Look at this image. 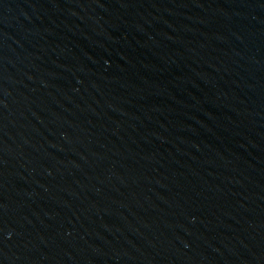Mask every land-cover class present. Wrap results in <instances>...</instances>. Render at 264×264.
<instances>
[{
    "label": "water",
    "instance_id": "95a60500",
    "mask_svg": "<svg viewBox=\"0 0 264 264\" xmlns=\"http://www.w3.org/2000/svg\"><path fill=\"white\" fill-rule=\"evenodd\" d=\"M0 264H264V0H0Z\"/></svg>",
    "mask_w": 264,
    "mask_h": 264
}]
</instances>
